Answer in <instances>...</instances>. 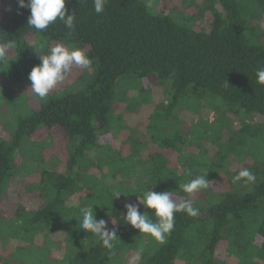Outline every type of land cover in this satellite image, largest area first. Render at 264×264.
Here are the masks:
<instances>
[{
  "label": "trees",
  "instance_id": "obj_1",
  "mask_svg": "<svg viewBox=\"0 0 264 264\" xmlns=\"http://www.w3.org/2000/svg\"><path fill=\"white\" fill-rule=\"evenodd\" d=\"M4 3L11 9L0 22V42L15 44L0 60V97L9 105L0 118L9 134L0 136V198L13 178L38 180L25 184L15 217L1 220V240H25L36 264L52 253L36 244L39 233H65L66 251L57 264H130L128 256L140 248L142 264H226L215 260L224 242L236 264H264V162L258 161L264 159V123L253 122L264 118V85L255 75L264 67V0H184L175 14L156 10L155 0H107L101 14L94 0H66L67 14H76L75 30L57 19L43 32L28 25L29 9H19L16 0ZM29 35L41 42L30 45ZM54 43L84 50L92 70L80 78L81 89L47 96L37 110L14 116L21 103L12 89L29 81L39 55ZM181 105L216 117L189 125ZM142 111L144 129L127 124ZM123 131L129 132L125 138ZM205 142L216 148L213 155ZM62 145L67 154L60 172L51 151ZM249 154L255 160L247 169L255 182L239 186L232 173L230 190L214 192L229 160ZM197 175L212 182L191 203L200 214L175 213L164 245L126 224L125 204L149 211L139 203L148 189L188 199L192 194L180 185ZM114 191L121 196L113 199ZM33 199L43 206L30 208L25 201ZM85 206L116 230L114 254L79 227ZM7 226L19 234L8 235Z\"/></svg>",
  "mask_w": 264,
  "mask_h": 264
},
{
  "label": "clouds",
  "instance_id": "obj_2",
  "mask_svg": "<svg viewBox=\"0 0 264 264\" xmlns=\"http://www.w3.org/2000/svg\"><path fill=\"white\" fill-rule=\"evenodd\" d=\"M19 9H29L28 25L38 32H43L54 22L61 21L69 30H75V11L68 15L66 0H16ZM107 0H94V9L97 14L104 11ZM15 42L8 40L0 42V60L6 59L8 50L14 47ZM40 64L33 67L28 75L31 82V90L41 99L47 98L60 82L64 81L73 67L92 70V61L84 50L71 46L57 44L47 54L39 55ZM257 83L264 85V67L258 68L255 72ZM228 86V85H227ZM191 175L190 172L186 173ZM205 175H197L186 183L180 185L186 194H193L200 190L207 189L212 182L206 179ZM256 176L248 169L241 170L233 177V183L243 182L251 185L255 182ZM113 199L121 196L119 191L113 192ZM143 207L149 211L141 212L140 204H125L126 224L138 230L140 234H147L160 245L167 242V238L174 230L175 213L183 212L189 217H198L200 209L194 207L188 199L177 202L174 192H154L146 190L143 192ZM94 207H81L79 212L82 220L79 227L83 231L98 236L102 247L110 254H114L115 242L117 241L116 230L109 229L107 221L97 219ZM156 217L154 221L151 217ZM144 249L140 248L136 253V260H139Z\"/></svg>",
  "mask_w": 264,
  "mask_h": 264
},
{
  "label": "rangeland",
  "instance_id": "obj_3",
  "mask_svg": "<svg viewBox=\"0 0 264 264\" xmlns=\"http://www.w3.org/2000/svg\"><path fill=\"white\" fill-rule=\"evenodd\" d=\"M145 2H147L148 0H144ZM157 2V5L159 6V8L156 7L157 9H164L166 12L168 10H172L171 13L175 14L176 11L182 10V4L184 0H155ZM11 7L6 3H4V5H0V22L4 21L6 19L9 18V12H10ZM151 9H155V7H152ZM188 12H191V14L193 13V11L189 10ZM199 27H201L199 25ZM40 39L37 36L34 35H29L26 38V42H28L30 45L32 46H37V44H39ZM57 44L59 43H54L51 45L52 47H55ZM61 44V43H60ZM64 45V44H63ZM66 46V45H64ZM67 47V46H66ZM8 56L9 53H7ZM89 71L85 68H79V67H73L72 70L70 71V73L68 74V76L66 77V79L62 82H60L53 90L50 91V93L48 94V96L51 95H55V93H60L62 91L68 90V91H77L79 89L82 88V84L80 81V78L85 76ZM5 83V80L0 76V88L3 87ZM154 91H158V92H162V89L157 86L153 87ZM3 93L0 89V94ZM12 96L15 98V101H18L19 104L17 107L13 108L11 113L14 112V116L17 115H26L28 113H31L35 110H37L38 108H40V106L42 105V101L43 99L39 98L32 90H31V82H24V83H20L18 85H15V87L12 89L11 91ZM156 99V97H154ZM16 102V103H18ZM13 105L15 106V104L13 103ZM9 105L6 104V102H4L3 97H0V118H1V114L4 113L5 111H8ZM180 110V114L181 116L184 118V120L189 122L190 124H197L200 122L201 118H203L204 121H209V122H213L214 118L216 117L215 114L211 113V114H204L203 111H199V113H192L190 110L188 109H184V107H182V105L179 107ZM27 111V112H25ZM124 112V107L120 108L119 112ZM12 117V115L10 114V118ZM254 120L253 122H260V124L264 123V118H261L259 116H255L253 117ZM11 121V120H10ZM127 121V124L129 125H135V124H139L140 126H142V128L144 129V127L146 126V123L148 122V119L146 117V115L143 114V111L141 113H139L138 115H133L132 118H129V121ZM135 127V126H134ZM55 133H57L60 137L61 132L59 130H55ZM129 133L127 131H123L122 134L125 138V135ZM0 136L4 137V138H8L9 134L5 132V130L3 129L2 126V122L0 121ZM228 138L226 137L224 139V141H227ZM113 145H117L120 146L121 143H114ZM205 145L209 148V150L211 151V155H213V153L215 152L216 148H214V146H209L208 143L205 142ZM151 150H158V147H150ZM55 150V151H54ZM66 146L62 145V148H54L52 149L51 153L55 155V157L57 159H59V163L57 162L56 164V169L58 171H63L64 168V164L66 163ZM250 154H252V152H250ZM247 156L244 155V157H242V160H236L231 158L229 160V166L227 168H224L219 180V183H217L218 185L213 189L214 192H225L227 190H230V180L231 178V174L235 173V175H237L241 170L243 169H247L248 167H250L253 164V161L255 160L254 158H252V155ZM22 161V158L19 157L17 159V162L20 163ZM259 165H261L264 162V159L259 160ZM232 174V175H233ZM234 175V176H235ZM34 178H36L38 180L37 177H30L27 178L25 180L16 177L12 179L11 182V186L10 189H7V193L2 196L0 198V224H1V220L3 219L6 223L7 221H10L12 218L15 217L16 214V209H17V203H20V200L24 199V198H19L23 191V188L25 186V184L29 181H32ZM35 179V180H36ZM241 185H245L243 182L239 183V186ZM246 186V185H245ZM18 195V196H17ZM24 196V195H23ZM200 197V191L193 193L190 198H188L190 203H194L195 201H197V199H199ZM174 198L177 200V202H182V200H180L179 198H176L174 196ZM205 198L206 196L203 198V202L205 203ZM30 208L32 209H37L43 206V202L39 201L38 199H33V200H26L25 201ZM139 202V201H138ZM140 203V202H139ZM8 227V226H7ZM20 229H18V231H16L15 228H11L8 227V235H12V237H16V234L19 232ZM5 229L3 228V226H0V236L1 237H6L5 234ZM19 234V233H18ZM146 237L147 234H145ZM65 233H61V234H55V235H50V236H46V234L43 233H39L36 237H35V242H37L36 244L39 247H50L51 248V255H48L50 257V259H44V260H39L40 264H57V259H61L64 256V253L66 251V240H65ZM0 237V264H36L34 257H31L30 255V251L29 248L27 247L28 243H26L25 240H20V239H7L5 241L1 240ZM4 237V238H5ZM258 244L261 243V241H257ZM26 249H24V248ZM19 248H23V251H20ZM28 248V250H27ZM226 249H227V244L221 243L218 246V249L216 251V256H215V260L217 259H222L224 261V263L226 262V264H236L237 261L232 257V256H227L226 253ZM131 255V256H130ZM128 257V262H130V264H142V259L140 257L139 260H136V252L130 254ZM196 261H192V263L190 264H196ZM218 262H220V260H218ZM179 264V263H177ZM203 264V263H201Z\"/></svg>",
  "mask_w": 264,
  "mask_h": 264
}]
</instances>
